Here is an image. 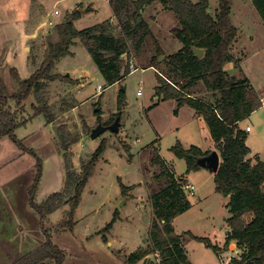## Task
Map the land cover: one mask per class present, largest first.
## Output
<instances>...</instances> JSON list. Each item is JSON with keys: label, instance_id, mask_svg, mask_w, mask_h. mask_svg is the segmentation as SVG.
Returning <instances> with one entry per match:
<instances>
[{"label": "rangeland", "instance_id": "rangeland-1", "mask_svg": "<svg viewBox=\"0 0 264 264\" xmlns=\"http://www.w3.org/2000/svg\"><path fill=\"white\" fill-rule=\"evenodd\" d=\"M206 1L212 11L218 7V0ZM78 9L81 11L72 19L78 30L113 15L109 0H0V79L8 85L10 93L17 92L18 81L28 79L40 66L48 43L58 40L57 26ZM55 11L58 13L54 14ZM121 12L122 15L124 10ZM142 18L162 50L156 54L157 59L182 47L173 34L179 25L173 10L153 1L144 5ZM229 18L237 29L231 48L237 57V73L234 69L229 72L247 77L261 97L264 19L250 0H230ZM117 22L114 17L112 23ZM153 53L154 45L148 36L139 53L130 48V56L124 59V66L132 64L138 68L120 82L108 84L86 47L76 38L69 53L54 62L52 72L59 77L22 99L14 138L0 136V264H21L18 261L26 254L25 250L32 243H42L46 237L63 251L64 264H143L142 260L128 262L127 257L147 244L152 219L149 195L163 181L156 178L164 169L163 161L167 168L169 164L174 167L175 176L194 186L193 193L185 189L191 206L172 221L174 232L182 236L189 261L225 264L232 254L240 257L236 243L226 238L228 198L215 191L214 174L201 167L186 172L185 160L170 150L177 141L184 148L194 144L201 150H207L213 142L204 119L193 108L178 107L173 99H156L155 68H144ZM10 66L17 70L16 81L7 75ZM159 68L167 70L164 63ZM199 89L198 96H210L202 92L201 86ZM207 100L213 102L214 98L207 96ZM8 105L16 110L14 100H9ZM34 107L41 112L36 113ZM115 116L120 117L117 133L106 130L95 139L89 137L90 129L99 120L109 123ZM245 125L251 128L246 133L245 142L250 149L247 158L254 163L256 157L264 159V105L240 121L243 129ZM103 141L102 153L92 166L71 223L68 224L70 205L62 204L47 215L43 224L48 232L45 236L28 199L37 160L41 174L33 201L42 203L54 192H63L66 198L74 189V186L65 188L67 174H78L82 162ZM155 154L159 162L153 160ZM113 218L112 225L105 228ZM190 234L205 240H197ZM207 241L217 251L206 245ZM148 260L159 263L152 255Z\"/></svg>", "mask_w": 264, "mask_h": 264}, {"label": "trees", "instance_id": "trees-1", "mask_svg": "<svg viewBox=\"0 0 264 264\" xmlns=\"http://www.w3.org/2000/svg\"><path fill=\"white\" fill-rule=\"evenodd\" d=\"M153 1H158L164 8L175 12L179 25L173 34L182 44L176 53L165 55L161 59H157L156 54H161L162 50L142 18L144 5ZM109 2L113 10L112 18L80 30L76 29L72 22L79 12L69 14L65 22L57 26L58 40L48 43L40 66L30 77L18 81L17 92L10 93L8 85L0 79V136L8 135L14 138L16 114L21 110L22 99L30 91L37 93L48 82L59 77L52 72L54 62L69 53V47L76 38H79L86 47L103 79L108 84H113L120 82L130 72L129 65L124 66V59L130 56V48H133L135 54L139 53L150 36L155 54L153 53L144 68L154 67L157 70L155 94L158 95V99L175 100L178 107L187 105L202 116L214 142V148L219 153L220 163L214 173V189L228 197L227 207L230 216L226 218L229 228L226 238L233 240L240 251V257L233 258L231 264H264V159L256 157L252 163L247 158L250 153L245 142L247 130L241 128L239 124L243 118L260 107L261 102L258 93L246 77L235 78L224 70L227 62L232 61L237 65V60L231 53L237 29L229 18L230 0H218V7L214 11L208 8L206 0L198 2L109 0ZM251 2L264 19V0ZM123 10L124 13L121 15ZM114 17L118 19L116 25L112 23ZM194 47L204 49L201 58L194 55ZM160 63L167 66L166 71L159 68ZM6 71L11 79L18 80L15 67H9ZM199 86L203 93H209L210 96H207L214 98L213 102L208 101L205 94L203 97L197 95ZM9 100L15 101L16 110L8 105ZM122 100L123 96L120 95L119 102ZM34 111L40 113L41 109L34 107ZM104 143L105 141L101 142L91 157L82 162V169L78 174L72 172L67 174L65 188L74 186V189H71L73 193H68L66 198L63 192H54L42 203L33 201L41 174V165L39 159L37 160V171L29 188L28 199L39 216L45 236L48 232L44 231L43 224L47 215L62 204L70 205L68 224L71 223L82 189L91 174L93 164L102 153ZM63 146L64 149L68 147L65 144ZM170 150L175 156L185 160L186 172L199 168L195 162L196 157L209 152L202 151L195 145L184 148L178 141ZM158 158V154H155L153 160L159 162ZM162 164L164 169L156 178L157 180L163 178V181H160L158 187L152 189L149 195L152 219L147 244L145 248H138L130 253L127 260L131 263L142 260L143 264H155L147 259V256L153 255L159 260L158 264H191L184 249L182 236L174 232L172 224L176 216L191 206L182 187L185 181L183 177L175 176L164 161ZM122 193H125L124 186ZM114 218L105 228L112 225ZM190 236L197 240H205L193 234ZM206 245L217 251L216 246L208 241ZM25 253L18 261L21 264H48L49 261L53 264H64L63 251L47 237L42 243H32Z\"/></svg>", "mask_w": 264, "mask_h": 264}, {"label": "water", "instance_id": "water-1", "mask_svg": "<svg viewBox=\"0 0 264 264\" xmlns=\"http://www.w3.org/2000/svg\"><path fill=\"white\" fill-rule=\"evenodd\" d=\"M77 11L80 12L81 9H78ZM193 52L197 58H201L204 54V49L200 47H194ZM119 118H120L119 116H116L115 120L109 125H104L102 122L99 121L95 126H93L90 129L89 137L91 139H95L96 137H98L100 134H102L106 130H110L113 133H117L120 127ZM195 162L198 167L205 168L214 174L218 170L219 163H220V156L217 150L213 149L205 155L196 157Z\"/></svg>", "mask_w": 264, "mask_h": 264}, {"label": "crops", "instance_id": "crops-1", "mask_svg": "<svg viewBox=\"0 0 264 264\" xmlns=\"http://www.w3.org/2000/svg\"><path fill=\"white\" fill-rule=\"evenodd\" d=\"M251 1V0H250ZM252 3V2H251ZM255 8V7H254ZM256 10V9H255ZM257 11V10H256ZM231 53H232V51H231ZM233 55V54H232ZM234 56V58L237 60V57L235 56V55H233ZM11 67V66H10ZM138 68V67H137ZM8 69V68H7ZM229 69L230 70H232V69H234V73L236 74L237 72H236V64H234V62H232V61H230V62H227V63H225V65H224V70L225 71H227V73L229 74V75H231V76H234L235 78H242L241 76H236L234 73L233 74H230V72H229ZM157 70H156V68H155V72H156ZM247 78V77H246ZM248 79V78H247ZM249 81V80H248ZM115 83H117V82H115ZM157 85V84H156ZM155 85V86H156ZM122 88V87H121ZM154 89H155V87H154ZM156 99H158V97L156 98ZM176 102V101H175ZM156 103V102H155ZM176 104H177V102H176ZM74 106V105H73ZM187 106V105H186ZM191 108V107H190ZM192 109V108H191ZM196 113V112H195ZM198 116H199V114L198 113H196ZM239 124H240V122H239ZM246 126H248V125H245V127ZM241 127V126H240ZM208 128V127H207ZM241 128H243V127H241ZM209 130V129H208ZM250 130H251V128H250ZM210 134V133H209ZM211 140H212V138H211ZM212 142H213V140H212ZM191 145H194V144H191ZM185 148H188V147H185ZM213 149H215L214 148V142H213V145L210 147V148H208L207 150H202V151H211V150H213ZM218 152V151H217ZM165 162V161H164ZM166 164V163H165ZM167 165V164H166ZM168 166V165H167ZM169 166L170 167H168L169 169L171 168V170L173 171V173L174 174H176V172L173 170L174 169V167L171 165V164H169ZM178 176V175H177ZM185 181V180H184ZM186 182V181H185ZM228 198V197H227ZM150 226V225H149ZM149 229V228H148ZM176 234H178V233H176ZM193 235H195V234H193ZM195 236H198V235H195ZM198 237H200V236H198ZM132 253V252H131ZM187 255V254H186ZM153 256V255H152ZM149 258V256H147V259ZM187 258H188V256H187ZM189 260V259H188ZM192 264V263H191Z\"/></svg>", "mask_w": 264, "mask_h": 264}, {"label": "built area", "instance_id": "built-area-1", "mask_svg": "<svg viewBox=\"0 0 264 264\" xmlns=\"http://www.w3.org/2000/svg\"><path fill=\"white\" fill-rule=\"evenodd\" d=\"M57 13H58L57 11L54 12V14H57ZM48 23H49V25L52 24L51 21H49ZM129 68H130V71L136 69V67H134L132 64H130ZM98 88L102 89V86H99ZM138 93L140 94V91H138ZM260 102H261V105H264V92H263L262 96L260 97ZM245 129L247 131H249L250 130V126L249 125L246 126ZM182 187H183L184 190L187 189L188 191H190V193H193V191H194V186L192 184L187 183V182H185ZM235 257H236L235 254L230 255L228 257V260L226 261L225 264H227V263L231 264L230 262H232L233 258H235Z\"/></svg>", "mask_w": 264, "mask_h": 264}, {"label": "flooded vegetation", "instance_id": "flooded-vegetation-1", "mask_svg": "<svg viewBox=\"0 0 264 264\" xmlns=\"http://www.w3.org/2000/svg\"><path fill=\"white\" fill-rule=\"evenodd\" d=\"M115 117H116V116H115ZM115 117L111 120V122H109V123L104 122L103 124H104V125H109V124H111V123L115 120ZM99 121H101V120H99Z\"/></svg>", "mask_w": 264, "mask_h": 264}]
</instances>
